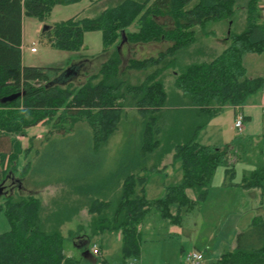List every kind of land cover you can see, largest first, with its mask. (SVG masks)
<instances>
[{
	"label": "trees",
	"instance_id": "trees-1",
	"mask_svg": "<svg viewBox=\"0 0 264 264\" xmlns=\"http://www.w3.org/2000/svg\"><path fill=\"white\" fill-rule=\"evenodd\" d=\"M81 1L0 0V185L7 179L19 190L23 188L22 180L34 190L61 186L83 199L73 209L65 206L48 218L42 216L36 195L0 196V210L9 224V230L0 234V264H83L85 252L95 264H109L89 249L93 239L104 233L121 236V264L139 258L143 242L139 227L146 217L155 212L162 221L181 227L183 215L205 201L216 169L231 152L228 145H199V132L225 107L244 105L264 87V77H247L242 63L245 55H264L261 0L246 1L243 30L235 33L229 29V46L210 61L180 68L179 54L195 44L196 27L210 21H226L232 26L237 0H119L94 18L77 16L45 25L41 36L54 50L80 52L84 34L89 32L101 33L103 54L113 49L97 73L88 75L79 87L72 84L71 78H60L63 68L23 66V17L44 23L54 7ZM158 17L170 18L171 27L158 23ZM133 24L137 30L129 32ZM161 42L168 45L156 56H133L126 63L125 71L145 72L143 80L136 84L125 80L120 46ZM170 70L176 89L171 97L164 89ZM169 101L172 107L167 105ZM129 111L142 121L136 147L107 175L97 176L86 165L95 154L105 153L109 139L118 132ZM66 122L69 128L64 127ZM41 124L51 125L42 147L54 135L63 138L80 125V132L87 137L85 152L89 157H76V168H70L61 156L52 161L54 152L46 148L50 157L47 161L45 158V165L27 161L16 178L19 157L26 159L31 151V146L23 148L18 138ZM171 154L173 162H181V182L167 187L163 198L149 201L144 194L149 176L159 173L163 159ZM37 155V161L43 162L45 152ZM235 176L234 167L227 166L223 188L260 190L264 195V164L239 181ZM187 189L194 191V200L187 197ZM81 208L87 211L90 221L89 234H83L80 240L83 246L77 249V260L64 251L72 233L65 237L60 228ZM214 264H264V214L254 216L250 226L236 234L234 247Z\"/></svg>",
	"mask_w": 264,
	"mask_h": 264
},
{
	"label": "rangeland",
	"instance_id": "rangeland-1",
	"mask_svg": "<svg viewBox=\"0 0 264 264\" xmlns=\"http://www.w3.org/2000/svg\"><path fill=\"white\" fill-rule=\"evenodd\" d=\"M116 1L119 0H102L100 3H95V8L97 9H95V11L97 12L94 15L98 16L100 12ZM246 1L247 0H237L234 23L232 26L226 21H210L203 27H196L194 29L196 42L192 47L180 52L179 67L184 68L191 63L210 61L222 53V51L229 46V29L238 33L244 28V7ZM87 2L88 0H84L82 5L68 7L69 9H63V11L58 9L61 7L55 8L42 26L51 25L54 22L74 16L77 11L84 6L83 4ZM260 7L263 9L264 16V0L260 1ZM84 16V14H78V18ZM156 20L160 24H165L167 28L171 27L172 22L168 17H158ZM39 25L40 22L35 18H23L25 44L23 51L24 63L26 65L39 67H64L63 69H65V72L60 75V78H62L63 81L71 78L74 86H81L88 75L97 73L101 63L105 62L113 51L112 49V51H109L107 54H103L101 52L100 39L92 38L91 36H93V34L86 36L85 49L82 48L77 55L54 50L46 44L41 33L38 34L37 30ZM131 28L137 30L135 24H133ZM88 45L89 47H87ZM167 45L168 44L165 42L136 45L122 44L120 46V58L122 60L121 70L125 71L126 63L131 57L135 56L136 59H143L156 56L157 51H160L161 48L165 50ZM31 48H35L36 52H31ZM91 53L95 54L94 57H89ZM68 58H70V61H67ZM242 63L246 68L247 77H264V55H245L242 58ZM70 72L74 74L68 76ZM145 74V72H141L140 70H126L124 79L131 84H136L143 80ZM168 74H166L164 79V89L169 97H171L176 93V89L173 83L174 75L172 74V70L168 71ZM167 105L169 107L173 106L171 101H169ZM228 114L229 110H222L214 118L216 121L210 122L207 127L199 132L197 137V143L201 145H210L209 143H211V141L231 143L228 144V147L230 146L231 148V152L226 160L216 169L210 182V189L205 201L194 211L183 215L181 228L161 221L163 222L161 223L163 227L159 229L157 235L167 236L177 233V236L174 239L161 241L155 247L150 246L149 248H158L156 254L146 256L148 247L145 249L141 245V264H188V256L197 253H201L203 256L205 255L204 260L199 264H214L221 253H223V249L226 248V251H228L233 248L236 234L246 230L250 226L254 216L264 214V195H260V190H255V195L251 197L249 195H242L243 191L240 188H222L220 186L223 182L224 172L227 166L234 167L236 172L235 181H239L241 177L248 176L252 169L264 164V139L254 140L251 143L235 146L232 141H234L235 138L239 139V134L236 129L233 128V120L229 119ZM63 125L67 128L70 127L68 122ZM141 125L142 121L140 116L130 111L127 112L122 119L118 132L109 139L104 149L105 153L95 154V159H91L90 163H88L89 165H86V167L89 170H95L97 176L98 174L99 176H105L107 173L111 172L119 162L124 161L127 156H130L131 148L136 147L135 142H137ZM50 126V124H41L39 127H32L26 131L27 136H25V138H18V140H21L19 141L22 147L28 148L31 146V151L26 156V159L23 156L19 157L18 168L21 169L23 164L27 161L32 164L45 165V158L47 161V158L50 157L46 148L54 152V156H52L54 160L51 159L52 161H55L61 156L64 158L66 166L70 168H76L78 163L76 157H78L77 159H88L89 152H85L87 137L83 131L80 132V125L74 128L73 131H69L63 138L61 135H54L52 140L42 147L41 144L45 140V135L50 129ZM80 145H82V147ZM78 146H80V149H78ZM83 147L84 149H82ZM43 151L45 152V157L43 162L39 163L37 161V152H41L42 154ZM170 159L173 161L172 154L171 158L168 157L169 161H171ZM50 164L51 163H49V165ZM19 172L21 171L17 169L14 174L16 178L19 177ZM181 179V162L176 161L173 164L171 162L170 165L168 164L161 172L149 176L145 195L148 199L163 198L165 189L179 184ZM22 182L23 188L19 190L16 188V185L11 187L10 180L6 179L3 184L0 185L3 188L0 196L12 194L14 198H16L29 194L36 195L40 199L42 205L43 217L52 218L58 209L64 208L65 206L66 208L73 209L79 205V202H83L81 197L70 192L69 189L65 187L51 186L45 189L34 190L36 188L28 186L24 180H22ZM186 195L191 200L195 199V193L192 189H187ZM2 203L3 201L1 199L0 204ZM89 221L90 218L87 211L81 208L71 220L64 222L60 228L61 234L65 237H67L69 233H72L71 239H68L64 245V251L67 255L71 254L72 256L70 257L77 260H80V252L78 250L83 246L80 240L83 238V234H89ZM8 230V221L4 213L0 210V234ZM96 238L93 239L89 249H91L93 245H96L99 249L101 244V240L99 239L100 236ZM144 239L146 238L144 237ZM108 243L106 244L105 241L103 242L104 247H107L105 249V252H108L107 258L111 264H117V261L121 258V244L114 242ZM153 252L154 251H152V253ZM97 257H100V253ZM91 259L93 260V258ZM138 259L139 258H131L128 260V263L130 264ZM143 259L145 261L142 262ZM87 260H89L91 264H95L94 260Z\"/></svg>",
	"mask_w": 264,
	"mask_h": 264
},
{
	"label": "crops",
	"instance_id": "crops-1",
	"mask_svg": "<svg viewBox=\"0 0 264 264\" xmlns=\"http://www.w3.org/2000/svg\"><path fill=\"white\" fill-rule=\"evenodd\" d=\"M95 0H88V2L85 4H83L84 6L81 7L77 13L68 18V19H64V20H61V21H66V20H69L73 17H77L78 14H84L85 16L83 18H94L96 17L97 15H94L96 14L97 11H95V6L96 4L94 3ZM84 2V0H82L80 3H77V4H73V5H69V6H56L53 8V10L57 7H61V8H58V9H61L63 11V9H69L70 7H74V6H77V5H82V3ZM69 7V8H68ZM52 10V12H53ZM97 10V9H96ZM77 15V16H76ZM24 18V17H23ZM61 21H58V22H61ZM56 23V22H54ZM43 23H40L39 27H38V34L41 32L43 26H42ZM53 24V23H52ZM129 32H135L136 30L135 29H132L131 27L129 28L128 30ZM90 34H93V36H91L92 38H96V39H100V42H101V48H102V41H101V33L100 32H89V33H85L84 34V44H83V49H85V42H86V36L87 35H90ZM47 44V43H46ZM48 45V44H47ZM49 46V45H48ZM50 47V46H49ZM89 47V45L87 46ZM24 48H25V44H24V34H23V19H22V45H21V61H22V65L23 66H30V65H26L23 61V51H24ZM161 48V47H160ZM102 51V49H101ZM163 51V49L161 48L160 51H157L156 55ZM36 52V51H35ZM34 52V53H35ZM66 53H70V52H66ZM79 53V52H78ZM78 53H70L72 55H77ZM94 53L92 54H89V57H94ZM88 56V55H87ZM151 57V56H150ZM136 58V57H135ZM144 59V58H143ZM67 61H70V58L67 59ZM88 61V60H87ZM36 67H39V66H36ZM58 68H64V67H61L59 66ZM223 110H229V119L233 120V128H234V119H235V115L237 112H241L243 117H244V123H243V130L242 132H238L239 134V139L238 138H235L233 142V144L235 146H239V145H244L246 143H251L252 141L254 140H263L264 139V87L262 89V91L257 94L256 96H253L251 97L244 105L242 106H238V107H225ZM215 118V117H214ZM214 118L211 119L210 122L212 121H216L214 120ZM209 122V123H210ZM208 123V124H209ZM207 124V126H208ZM206 126V127H207ZM39 127V125L37 126ZM205 128V127H204ZM203 128V129H204ZM202 129V130H203ZM235 129V128H234ZM237 131V130H236ZM237 133V132H236ZM27 136V134H26ZM20 138V137H19ZM21 138H25V137H21ZM20 140V139H19ZM21 141V140H20ZM235 142V143H234ZM199 144V143H198ZM210 145H202V146H207V147H216V148H220L222 146H225V145H228V144H231V143H219V142H214V141H211V143H209ZM201 145V144H199ZM24 148V147H23ZM168 157L171 158V155L169 156H166L162 163H161V171L163 169H165L168 164L170 165V163L172 162V164L174 163L171 159V161L168 160ZM25 165V163L23 164V166ZM23 166L20 168L17 167L18 170H22ZM160 171V172H161ZM142 175V174H141ZM223 183V182H222ZM222 183L220 184V186L223 188L222 186ZM174 186V185H173ZM231 188H239V187H231ZM69 189V188H68ZM241 189V188H240ZM70 192H72L70 189H69ZM242 195H245V196H248L249 194L251 195H255L254 191H245L242 189ZM144 194H146V187H145V191H144ZM249 195V196H250ZM145 198L149 201H153V200H156V199H148L145 195ZM162 220L159 218V216L156 214V213H151L147 218L146 220H144V222L140 225L139 227V230L141 231V234H142V247H144L146 249V247H148V249L146 250L147 253H146V256L147 255H150V254H156L157 253V249L158 248H149L150 246H156L159 244V242L161 241H166L168 239H174L176 238L177 236V233H173L172 235H167V236H160V235H157L159 229H161L163 227V222H161ZM177 228H181V227H177ZM115 234V235H114ZM144 237L146 239H144ZM99 238V237H98ZM97 239V238H96ZM101 240V244L99 246V253H100V257L104 260H106L109 264L110 261L108 260L107 256H108V252H105V248L104 245H103V242L105 241V243L107 244L108 242L111 243V242H114V243H117V244H121V236L118 234V233H111V234H108V233H104L100 236L99 238ZM108 243V244H109ZM234 247V246H233ZM232 249V248H231ZM152 251H154L152 253ZM226 252V248L223 249V253ZM222 254V253H221ZM68 256H72L71 254L68 255ZM142 257V255H141ZM141 257H139L138 260H135L133 261L132 263L130 264H141ZM204 257L205 255L203 256V260H204ZM220 257V256H219ZM87 259H90L92 260L91 258H88L86 257L85 260L83 261V263L85 264H91V262ZM93 261V260H92ZM145 261L144 259L142 260V262ZM117 264H121V258L119 259V261H117ZM129 264V263H128ZM145 264V263H144Z\"/></svg>",
	"mask_w": 264,
	"mask_h": 264
},
{
	"label": "built area",
	"instance_id": "built-area-1",
	"mask_svg": "<svg viewBox=\"0 0 264 264\" xmlns=\"http://www.w3.org/2000/svg\"><path fill=\"white\" fill-rule=\"evenodd\" d=\"M31 52H35V48H31ZM244 117L241 112H237L234 119V128L237 132H241L243 128ZM91 253L95 256L99 255V249L96 245H93L90 249ZM203 260V255L201 253L193 254L188 256L187 262L188 264H199Z\"/></svg>",
	"mask_w": 264,
	"mask_h": 264
},
{
	"label": "water",
	"instance_id": "water-1",
	"mask_svg": "<svg viewBox=\"0 0 264 264\" xmlns=\"http://www.w3.org/2000/svg\"><path fill=\"white\" fill-rule=\"evenodd\" d=\"M43 29H45V26L43 27ZM12 98H9L8 100H11ZM3 188L2 186H0V195L2 194ZM87 254V252H85Z\"/></svg>",
	"mask_w": 264,
	"mask_h": 264
}]
</instances>
